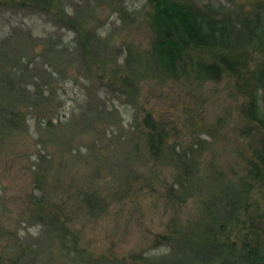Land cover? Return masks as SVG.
Masks as SVG:
<instances>
[{
    "label": "rangeland",
    "instance_id": "rangeland-1",
    "mask_svg": "<svg viewBox=\"0 0 264 264\" xmlns=\"http://www.w3.org/2000/svg\"><path fill=\"white\" fill-rule=\"evenodd\" d=\"M7 1L14 5H0V39L14 24L51 40L60 31L71 41L64 10L91 36L93 60L64 56L58 67L73 63L64 83H52L56 100L48 103L45 91L39 109L64 100L66 118L56 114L39 133L33 107L26 111L0 92V117H10L12 107L28 117L26 129L11 124L0 134V264H220L222 251L240 261L242 250L264 259V46L185 36L183 68L167 72L153 58L157 5L165 0H47L31 4L33 16L18 11L21 0ZM168 1L215 20L264 17V0ZM38 40L35 53L47 47ZM79 106L86 118L68 126L71 107ZM147 114L167 134L157 158L144 143ZM178 159L192 167L182 200L170 192ZM41 194L44 215L59 217L74 243L51 233L50 218V232L35 223L33 197Z\"/></svg>",
    "mask_w": 264,
    "mask_h": 264
},
{
    "label": "trees",
    "instance_id": "trees-1",
    "mask_svg": "<svg viewBox=\"0 0 264 264\" xmlns=\"http://www.w3.org/2000/svg\"><path fill=\"white\" fill-rule=\"evenodd\" d=\"M21 1V3L16 2V4L18 5V11L23 13V16H33L36 14L35 9L31 5L32 3L39 2L42 3L43 6H46V2H48L47 0ZM2 4L14 5V2L0 0V5ZM157 8L159 41L153 48V58L154 63L158 62L160 67L167 72L171 71L172 68H174V71L183 68L182 54L185 48V36L195 42L205 44L210 43L211 45L220 46L231 45L237 46L241 49H245L252 45L258 47L264 46V17L260 13L255 15V19L243 17L239 22H236L232 19V16L229 13L223 20H215L208 14H195L189 12L182 4L170 3L168 0L159 3ZM14 12L11 14L14 15ZM62 14L72 21V24L68 26L66 25L67 29L74 32V37L71 41H64L63 35L60 31H58L55 34L54 39L51 40L53 35H50L49 38L40 37L32 33L30 29L26 28L27 30H24L21 26H15L14 24H12L14 36L11 32L7 38L0 39V92L4 97L10 95L12 100L22 102L21 106L26 111L29 110V106L33 107L32 112H36V115H32V118L36 121L38 133L41 131V126L44 122L47 129L52 127L51 119L56 114H61L62 117L66 118V110L63 109L65 106L64 100L62 101L59 99L56 101V107L53 109H48L47 107H43V110L42 108L39 109L40 104L46 103L45 91H48V103L52 100H56L55 96L57 87L53 86L52 83L55 81H63L64 83V75L69 72L67 66L73 63L68 62L66 67H58V65L63 64L68 60L64 56L77 54L79 64L88 63L86 60H93L90 58V55L93 53L89 46V39L91 36L87 37L86 33L80 32L82 25L80 27L78 26L80 21H78L76 16L66 13L64 10H62ZM1 24L3 26L5 23L1 22L0 26ZM8 24H11V22H8ZM19 24L22 25V23ZM18 27L19 30H17ZM61 27L62 25H58L57 29L61 30ZM19 34H21V36H19ZM28 38H32L34 43H25ZM37 39H39L37 46L41 40V43L43 41L46 42L47 47L44 51L35 53L34 45ZM29 51L30 54L26 55ZM48 67H52L53 70H49ZM258 74L259 77L263 78L264 69ZM39 81L47 86L46 90L39 88ZM61 87H63V85H61ZM73 101H77V99L75 98ZM1 104L3 103L0 102V105ZM21 109V107H12L9 109L10 117H0L2 120L0 123V134L4 133L2 132L4 127L10 126L11 124L17 127L23 126L24 129L27 128V113L22 112L23 110ZM19 113H22V118L20 119V123L17 124L13 119L18 118ZM84 113V109H82L81 106L78 108L71 107L67 118L68 121L65 123H67L68 126L75 125L78 120L86 118ZM259 114V110L257 109L255 119L261 120ZM49 115H51V117H49ZM37 116H39L40 119ZM143 125L148 128L144 138L146 150L150 155L154 157L156 156L157 158L164 149L163 147L167 137L164 130L165 127L154 121L149 114L144 117ZM2 138L3 137H0V143L3 141ZM47 151V148L43 146L41 152ZM42 163L43 160L37 163L40 169H42ZM175 168L178 174V181H176L178 186L175 190L174 186L170 188V192L174 191L173 194L176 192L177 200H182V194H187L186 189L184 188L185 185L183 179L190 176L192 167L178 159ZM44 170L46 172V169ZM44 197L45 196L42 194L39 197H33L35 200L34 204L37 206L36 210L32 211V218L35 220V223L41 224L42 229L49 231L48 227L50 226V223L48 219L50 218L51 222L56 225V228L52 229L51 233L58 237L69 238L74 243L76 241L75 235L66 227L59 217L44 215L43 208L40 204L45 201ZM94 203H96V201H94ZM222 245L224 246V244ZM208 249V254H210L212 248L209 247ZM224 253L225 252L222 251L220 255H218V258L221 260L220 264H257L264 261L261 257L253 255L251 250H242L241 255L239 256L241 259L240 261H234V256H230V253ZM194 258L199 259V253L195 255ZM211 258L212 256L202 261L205 263Z\"/></svg>",
    "mask_w": 264,
    "mask_h": 264
},
{
    "label": "water",
    "instance_id": "water-1",
    "mask_svg": "<svg viewBox=\"0 0 264 264\" xmlns=\"http://www.w3.org/2000/svg\"><path fill=\"white\" fill-rule=\"evenodd\" d=\"M257 264H264V261L263 262H260V263H257Z\"/></svg>",
    "mask_w": 264,
    "mask_h": 264
}]
</instances>
